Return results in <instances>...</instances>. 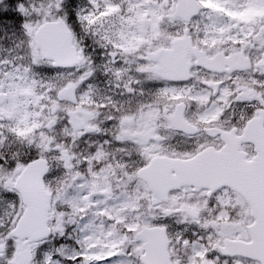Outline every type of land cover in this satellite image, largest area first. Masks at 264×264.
<instances>
[{"label": "snow or ice", "instance_id": "snow-or-ice-1", "mask_svg": "<svg viewBox=\"0 0 264 264\" xmlns=\"http://www.w3.org/2000/svg\"><path fill=\"white\" fill-rule=\"evenodd\" d=\"M0 264H264V0H0Z\"/></svg>", "mask_w": 264, "mask_h": 264}]
</instances>
